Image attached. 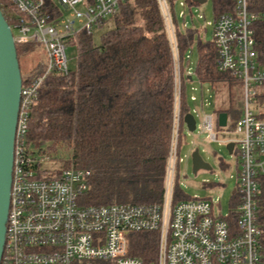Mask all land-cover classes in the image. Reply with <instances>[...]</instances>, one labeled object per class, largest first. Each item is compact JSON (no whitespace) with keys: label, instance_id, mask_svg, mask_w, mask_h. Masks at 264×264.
Returning a JSON list of instances; mask_svg holds the SVG:
<instances>
[{"label":"built area","instance_id":"1","mask_svg":"<svg viewBox=\"0 0 264 264\" xmlns=\"http://www.w3.org/2000/svg\"><path fill=\"white\" fill-rule=\"evenodd\" d=\"M44 1L9 0L14 12L8 24L15 44L41 45L44 62L41 71L21 84L0 264H259L261 231L255 212L258 178L264 175V118L257 116L252 100L255 87L264 84V69L255 59L251 29L255 16L248 11L247 0H233L232 10L213 17L211 29L216 71L230 74L241 84V110L232 125L235 137L223 140L233 143L230 154L236 151L237 155V203L233 208L228 203L223 214L211 200L171 199L182 80L173 0H156L172 58L171 132L160 202L83 205L78 196L86 187L88 169L63 168L53 176L41 172L44 158L35 154L36 147L28 146L25 137L36 90L51 71H67L65 40L81 30L91 34L117 11L119 2L52 0L57 9L51 15ZM213 121L216 114L206 113L195 124L209 140L215 139ZM230 211L235 216L232 222L227 218ZM134 231L156 232L152 261L146 263L128 253V234Z\"/></svg>","mask_w":264,"mask_h":264},{"label":"trees","instance_id":"2","mask_svg":"<svg viewBox=\"0 0 264 264\" xmlns=\"http://www.w3.org/2000/svg\"><path fill=\"white\" fill-rule=\"evenodd\" d=\"M211 2L213 17L234 6L233 0ZM44 7L51 15L57 9L52 0H45ZM0 9L11 23L14 8L9 0H0ZM247 9L255 16L251 24L255 59L264 69V0H247ZM106 21L111 26L100 33L96 43L92 33L82 30L65 40L75 48V65L65 73L51 71L39 84L30 105L26 143L50 159L61 157L63 148L68 150V159L60 168L41 172L53 176L67 167L90 171L78 196L83 205L158 203L171 132L172 58L167 35L156 0H119L117 11L99 27ZM174 38L180 72L193 46L195 78L210 85L225 83L227 105L216 114L223 111L226 119L235 121L238 108L232 106L239 100L241 84L230 74L216 71L212 41L194 38L191 30L176 25ZM34 48L35 44L16 43L18 60ZM42 68L41 63L29 73L21 72L22 84ZM252 107L264 118V84L255 87ZM187 112L180 91V118ZM236 194L230 195V208L237 203ZM171 199L189 198L173 183ZM255 215L261 231L259 264H264V175L258 178ZM234 217L230 211L228 221ZM128 238L131 256L146 263L153 260L156 232L134 231Z\"/></svg>","mask_w":264,"mask_h":264},{"label":"rangeland","instance_id":"3","mask_svg":"<svg viewBox=\"0 0 264 264\" xmlns=\"http://www.w3.org/2000/svg\"><path fill=\"white\" fill-rule=\"evenodd\" d=\"M171 9L174 15L173 23L179 29L191 30L194 38L198 36L200 39L210 40L213 22L211 0H205L203 3L173 0ZM110 26L111 21H106L103 26L94 29L92 31L93 42H98L100 33ZM65 55L67 68H73L75 65L74 46L66 45ZM195 59V50L192 46L187 58L183 59L181 63V92L197 126L203 114L209 113L215 116L217 109L224 108L227 105V99L225 83L210 85L207 82L199 83L197 81L192 72ZM19 62L22 73L31 72L44 62L43 47L36 45L28 53L20 54ZM187 74L191 76V79H185ZM240 92L241 89L239 94ZM240 103L239 96L237 103L232 106L238 108V114L241 110ZM233 121L230 117H227V124L224 127L217 126L216 122L213 121L214 140H209L206 132L200 131L198 127L188 131L181 121L178 127L176 159L173 164L171 178L172 184L175 183L186 197L211 200L216 204V208L220 210L221 214L226 211L231 190L237 186L236 171L238 164L236 151L228 154L223 143V140L235 137L232 128H230ZM194 148H197L200 157L210 165V170L198 169L195 173L191 172L190 153ZM35 152L39 158H44L40 162V167L45 170L60 168L63 160L68 159V150L66 151L64 148L61 150V157L57 158L56 156L53 159L46 158L37 150Z\"/></svg>","mask_w":264,"mask_h":264},{"label":"water","instance_id":"4","mask_svg":"<svg viewBox=\"0 0 264 264\" xmlns=\"http://www.w3.org/2000/svg\"><path fill=\"white\" fill-rule=\"evenodd\" d=\"M203 3L205 0H190ZM191 79L190 75H186ZM21 70L17 57L16 44L12 30L0 9V263L4 250L6 222L10 201V187L12 181L13 151L15 130L19 111L21 91ZM188 131L195 129V122L191 113L187 112L181 117ZM216 125H226V113L216 114ZM232 142L225 144L228 154L231 153ZM191 172L198 169L210 170V165L204 161L197 148L190 153ZM234 189L230 193H233Z\"/></svg>","mask_w":264,"mask_h":264}]
</instances>
